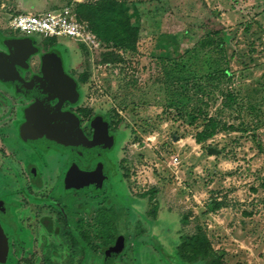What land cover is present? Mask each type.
I'll list each match as a JSON object with an SVG mask.
<instances>
[{
  "label": "rangeland",
  "instance_id": "374dc122",
  "mask_svg": "<svg viewBox=\"0 0 264 264\" xmlns=\"http://www.w3.org/2000/svg\"><path fill=\"white\" fill-rule=\"evenodd\" d=\"M14 1L0 0V29L20 34L2 19L18 12ZM104 1L26 0L20 10L76 12L80 3ZM116 1L137 28L132 48L108 40L97 17L82 20L102 49L69 36L44 43L61 47L65 66L82 79V105L110 116L127 150L130 213L119 264L157 259V240L189 264H264V0ZM112 51L116 60L104 61ZM21 103L0 85V156L9 134L3 129L14 132ZM211 119L214 133L197 141ZM215 201L220 206L208 209ZM197 232L211 256L183 248Z\"/></svg>",
  "mask_w": 264,
  "mask_h": 264
},
{
  "label": "flooded vegetation",
  "instance_id": "af4514ba",
  "mask_svg": "<svg viewBox=\"0 0 264 264\" xmlns=\"http://www.w3.org/2000/svg\"><path fill=\"white\" fill-rule=\"evenodd\" d=\"M4 34L15 37L25 35ZM35 38L34 44L40 46L42 52L52 47L61 49L55 42L44 43L47 38H40V42ZM29 65L30 69L26 71L18 68L26 80L40 72L39 57L32 55ZM66 71L78 82V96L75 102L64 100L62 108L77 116L88 138L93 135L95 116L101 114L97 123L101 125L105 122L108 132L116 134L118 142L110 150L101 149L98 153L87 151L82 155L76 150L58 146L43 150L19 138L18 124L23 120L21 112L14 132L11 127L3 129L9 133L3 137L6 146L3 150L7 155L0 156V224L8 242L3 264H105L109 258L105 249L122 236L125 237L124 248L114 258L113 264H119L125 251L130 212L122 168L127 150L121 145V135L112 118L82 105L80 81L67 66ZM15 96L22 101L20 108L32 102L23 95ZM94 171L96 174H92ZM77 184H84L85 187ZM149 211L155 215L156 209L150 208ZM139 228L141 234L143 230ZM152 245L158 258L144 255L149 264L158 260L161 264H189L186 261L188 256L172 246L165 247L159 240L152 241ZM131 258L133 264H141L137 256Z\"/></svg>",
  "mask_w": 264,
  "mask_h": 264
},
{
  "label": "water",
  "instance_id": "95a60500",
  "mask_svg": "<svg viewBox=\"0 0 264 264\" xmlns=\"http://www.w3.org/2000/svg\"><path fill=\"white\" fill-rule=\"evenodd\" d=\"M35 36H6L0 29V85L12 90L15 95H23L32 102L20 108L22 122L18 124V136L28 145H34L43 150L54 149L57 146L82 152H99L110 150L118 142L116 134H110L106 123L99 125L93 120V135L86 137L79 120L74 113L62 108V102H75L78 96V82L66 71L65 53L52 47L42 52L40 46L34 44ZM37 55L40 61V72L24 79L19 69H30L29 59ZM13 87V89L11 88ZM55 101V103H52ZM217 149L209 147V153H217ZM92 174H96L95 171ZM101 175V173H98ZM91 175V174H90ZM101 178L98 180L100 183ZM85 187L84 184H77ZM94 191L97 187L88 186ZM0 207V212L1 211ZM125 237L105 249V264H113L114 258L124 248ZM7 236L0 224V264L5 263L7 256ZM105 257V258H106Z\"/></svg>",
  "mask_w": 264,
  "mask_h": 264
},
{
  "label": "trees",
  "instance_id": "16d2710c",
  "mask_svg": "<svg viewBox=\"0 0 264 264\" xmlns=\"http://www.w3.org/2000/svg\"><path fill=\"white\" fill-rule=\"evenodd\" d=\"M111 4V5H110ZM117 1L110 2L105 0L102 3L90 4V3H80L76 7V15L79 20L83 18L88 20H93L97 17V26L103 32V35L114 42L117 46H122L124 48H132L135 42V37L137 35V28L134 27L129 20V17L123 13L122 4L117 8ZM219 32H217L218 34ZM116 55L114 52H109L108 57L104 58V61H115ZM227 73V70H225ZM78 78V81H81ZM209 130L206 132H200L196 136L197 141H202L214 133L217 123L214 119L208 121ZM154 192V190H151ZM220 206V202L215 201L208 205V209L214 210ZM187 243L183 245V248H188L189 250H195V257L204 258L211 256L213 250L208 242L207 238L197 232L187 239ZM200 247V249H199Z\"/></svg>",
  "mask_w": 264,
  "mask_h": 264
},
{
  "label": "built area",
  "instance_id": "2783aa9c",
  "mask_svg": "<svg viewBox=\"0 0 264 264\" xmlns=\"http://www.w3.org/2000/svg\"><path fill=\"white\" fill-rule=\"evenodd\" d=\"M2 19L6 22V29L17 30L20 34L42 38L69 36L84 42L90 50L102 49L104 45L91 31L87 22L79 20L76 12L69 8L41 12L19 11L3 16ZM174 160L177 161V158Z\"/></svg>",
  "mask_w": 264,
  "mask_h": 264
},
{
  "label": "crops",
  "instance_id": "0c3cea01",
  "mask_svg": "<svg viewBox=\"0 0 264 264\" xmlns=\"http://www.w3.org/2000/svg\"><path fill=\"white\" fill-rule=\"evenodd\" d=\"M15 1L17 2L16 6H15L16 9H15V7H14L15 3H12L11 6L13 5V6H12L13 9H14L15 11H18V12H19V11H21L20 9L24 7V3H25L26 0H25V1H24V0H15ZM15 1H14V2H15ZM23 2H24V3H23ZM26 5H27V4H26ZM23 12H25V11H23ZM33 12H36V11H33Z\"/></svg>",
  "mask_w": 264,
  "mask_h": 264
}]
</instances>
